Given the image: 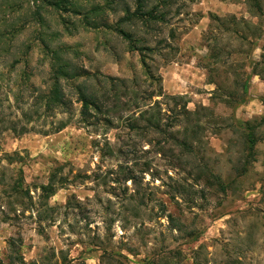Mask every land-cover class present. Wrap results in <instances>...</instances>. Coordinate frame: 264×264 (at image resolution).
Instances as JSON below:
<instances>
[{
    "label": "rangeland",
    "instance_id": "rangeland-1",
    "mask_svg": "<svg viewBox=\"0 0 264 264\" xmlns=\"http://www.w3.org/2000/svg\"><path fill=\"white\" fill-rule=\"evenodd\" d=\"M0 264H264V0H0Z\"/></svg>",
    "mask_w": 264,
    "mask_h": 264
},
{
    "label": "trees",
    "instance_id": "trees-1",
    "mask_svg": "<svg viewBox=\"0 0 264 264\" xmlns=\"http://www.w3.org/2000/svg\"><path fill=\"white\" fill-rule=\"evenodd\" d=\"M256 6L258 7L259 5L256 4ZM137 14V11L133 14V16H136ZM147 19L148 20H156L158 17H159V14L155 11H149V13L146 15ZM131 20V17L128 16L126 18L123 19V21H129ZM123 85H125V83L123 82ZM117 86H115L116 88ZM83 88H86V86H80L78 87V90H79V94H80V102H82L84 104V107H88V106H91V105H95V106H98L97 105V100H93L92 98L93 95H89L86 91H84ZM127 88V87H126ZM244 94L247 95L249 94V79H247L245 85H244ZM128 90V89H126ZM59 90H56V93H55V100H59L61 101V95H60V92ZM246 101L243 100V101H235V105L239 106L241 104H245ZM205 109H199V110H196V117L199 116V114L201 113V111H204ZM151 113L150 111H142L141 110V116L142 118L143 117H146L147 114ZM146 121V123L149 125V126H152L153 123H152V119L150 117H146L144 119ZM246 128H244L243 130L247 133V139L249 141V144H248V150H249V156H252V152L253 150L255 149V146L257 145V139L254 135V132H253V127H251L250 125H245ZM241 127V126H240ZM199 130H200V127H199V120L196 122V132L199 133ZM246 171V170H245ZM45 189V188H44ZM47 192H48V197L50 198L51 196L55 195L56 193V189H53V188H46L45 189Z\"/></svg>",
    "mask_w": 264,
    "mask_h": 264
}]
</instances>
